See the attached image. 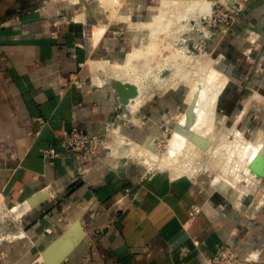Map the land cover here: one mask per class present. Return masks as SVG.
Listing matches in <instances>:
<instances>
[{
	"label": "crops",
	"instance_id": "1",
	"mask_svg": "<svg viewBox=\"0 0 264 264\" xmlns=\"http://www.w3.org/2000/svg\"><path fill=\"white\" fill-rule=\"evenodd\" d=\"M59 2L0 0V199L19 217L16 230L0 236V264H39L76 219L86 236L61 264H209L224 246L240 264H264V191L262 201L236 203L240 190L211 192L189 172L117 157L99 161L85 179L75 176L60 134L73 126L96 133L119 118L114 89L89 84L86 66L122 56L128 40L121 22L72 16ZM132 2L143 7L132 18H149L151 0ZM224 36L216 46L225 44L222 57L235 73L219 96L220 110L264 128V0H249ZM177 98L140 107L142 124L152 121L143 141L158 126L160 104L172 110ZM126 125L119 130L138 138L141 127ZM49 146L59 153L52 163L43 155ZM46 192L36 206L29 202Z\"/></svg>",
	"mask_w": 264,
	"mask_h": 264
},
{
	"label": "rangeland",
	"instance_id": "2",
	"mask_svg": "<svg viewBox=\"0 0 264 264\" xmlns=\"http://www.w3.org/2000/svg\"><path fill=\"white\" fill-rule=\"evenodd\" d=\"M219 1L220 0H151V7L145 9L150 11L149 18L146 20H137L134 16V18H132V12L142 11L143 7H138V3H130V0H120V2L114 0H60L59 3L71 6L72 12L69 15L72 16L81 12H86L87 14L98 15L97 17H100V15L105 18L109 17L108 20L113 22H121V27L124 28V34H126V39L128 40V46L124 54L120 57H104L103 59H107L108 63H119V65L125 63L126 60L124 61V59L127 53L135 47H138V49L142 48L145 51L143 56L135 58L133 63H136V65L122 68L119 74H115V76L112 75L109 77V75L105 73L108 76L104 74L101 78L102 83L104 82V85L102 86L108 85L111 91L114 89V94L119 101V118L117 117L118 121L116 120L115 123L116 130L120 131V126H124L125 124L131 128L133 126L141 127V134L138 135V138L132 136V138L128 137L124 132L122 133L125 136L122 135L121 132L118 133L120 137H123V139H121L122 144H125L123 147L117 148V150H119L118 158L135 161L139 164H143L150 170L173 167L180 171L189 172L192 174L196 184L206 188V190H210L211 192L216 191L218 193L219 189L221 190L219 181H223L219 179H223L224 176H227L226 178L234 181L233 179L237 176L236 174L239 173L236 177L238 178L236 179L238 181L236 185L237 189H235L240 190V195L236 203L239 200L242 201L243 198L248 200L256 198L257 201H262L263 197H261V195L264 191V175L259 174L253 168V165L257 160V156L260 154V152H255L256 148L264 145V128L252 124L251 122L249 123V118H247L248 120L244 119V115L230 118L229 116H226L225 112L220 110L219 96L226 85L227 79L235 73L232 67L233 65L230 64L229 59L222 57V47H225V44L223 45V43H219L216 46V41H218L219 36H223L224 40H226V36H224L225 33L222 31L225 27L226 20L222 17H211L210 15L211 18L208 17L205 19L203 21V26L208 32V35H203L200 31L197 33L199 36L197 41L193 43V40L189 44L190 54L193 55V59H209L211 62L210 65L212 69L208 72L206 71V74H204V77L206 75V80L203 83L207 86L206 91L210 94L220 90L217 98L215 97L213 100H216L214 103L216 105L212 104L210 106L205 115L200 121H198L199 123H197V127L195 126L196 128L194 127L195 129L192 131V134H197L203 138L210 139L211 144L207 148H202L188 138L186 148L179 152H175L173 158L171 150L168 149L169 144L176 133L174 129L175 125L178 124L183 115V104L191 98V95L193 96L196 87L199 84V79H197L196 76V71L198 70L197 63L193 59H191L187 65L189 81L185 83H179L177 81L180 75L175 66L170 65L168 69L158 72L157 68L159 67V64L164 62V58L170 56L171 51H176L175 48H179L175 46L172 49L169 46L171 41L170 39H167L169 37L166 36V31L169 29V26L171 27L170 29L174 28L172 25L176 22V15L182 13L186 9L193 8L194 10H197L199 8H204L210 10V7L213 6V9L216 10V12L224 11L225 7L221 5ZM127 15L130 17H127ZM155 16L156 18L160 16L162 19L160 20L159 18L160 21L158 20V22L148 26L138 23L146 21V24H148L147 22L152 20V17ZM236 22L231 25L230 29H228V33L233 31ZM99 28L104 29L102 26ZM156 41H158L157 45L154 43ZM174 53L177 54L178 52L176 51ZM243 56L244 55H242V57ZM101 59L102 58H94V60L98 61H101ZM171 62L172 61H170V63ZM246 64L247 63H245V65ZM181 69L182 71L185 70V68ZM86 70L89 77L87 82L90 84L92 83V71L89 64L86 66ZM103 71H105L104 68L98 66L96 73L100 77V75L103 74ZM111 78H116V82ZM122 78L124 80H122ZM118 79L121 80L122 85L130 84L129 81L138 84V90L132 95L133 98L139 96L138 99H141L139 103L135 102L136 104H134V106H130L129 102H127L129 101V98H127L128 100L124 98L121 100L120 95L117 92L120 84L117 83L119 81ZM172 94L178 96L177 99L179 102L172 110H169L168 107L161 106L160 104L159 110H161L162 114H157L158 117L155 120L157 121L158 126L155 129L152 140L149 142L150 147H148L144 144L143 133L152 121L150 120L146 122L147 124H142V120L138 113L139 109L144 103L148 104L155 100L158 101ZM129 106L133 108H130ZM254 118L256 121L258 120L257 117L254 116ZM247 145L250 146L249 149H247ZM233 149L236 150L233 151ZM246 150L247 156H244ZM232 152H235L236 155ZM167 159H171L172 161H168ZM240 159L242 162H245L242 163ZM240 164H242V167H240ZM246 167L257 173L256 178H249V176L246 175ZM229 188L230 190H235L231 187ZM222 196L223 200H228L227 196ZM22 209L23 208H19L15 210V212L21 214ZM4 211L8 214V211L5 209ZM10 212L8 214L10 219L8 217L6 218V216H2V213L0 212V236H5L7 233H10V231L8 232L10 228H16L14 227L15 222L19 217H17L15 213Z\"/></svg>",
	"mask_w": 264,
	"mask_h": 264
},
{
	"label": "bare ground",
	"instance_id": "3",
	"mask_svg": "<svg viewBox=\"0 0 264 264\" xmlns=\"http://www.w3.org/2000/svg\"><path fill=\"white\" fill-rule=\"evenodd\" d=\"M161 3H163V2H161ZM162 7H163V5H162ZM212 12H213V6L210 7V10H207V9H204V8H202V9L199 8L197 10H194L193 8H189V9H186L185 11H183L182 13L176 15V18H175L176 22L174 23V25H172V27L174 26V28L170 29L171 27L169 26V29L166 31V36L169 37L167 39H170V41H171V44H169V46L172 49L175 46L176 47H179V48H175V50L178 53L176 54V53H174L176 51H171L170 52L171 53L170 56L165 57L164 58V62H162L161 64H159V67L157 68L158 69V72H160V71L162 72L165 69H168L170 65L171 66H175L177 68V71H178L179 75H180L179 76V79L177 81L179 83H185V82L189 81V71H187V67H188L187 65L191 61V59H193V55L190 54L189 44L193 40H194L193 43L195 41H197V39L199 37L197 35V33L200 32V31L202 32L203 35H208V32L206 31V29L203 26V21L205 19H207L208 17H210V15L212 14ZM127 17H129V15H127ZM159 18H160V20L162 19V17H160V16L158 18H156V16L155 17H152V20H150L149 22H147L148 24H146V21H142V22H138V23H140L142 25H147L148 26L150 24H154V23L158 22ZM103 30L104 29L99 28V27L95 30V38H96V40L99 38V36L103 32ZM154 43H156V45H157L158 44V41H156ZM144 54H145L144 49H142V48L141 49H138V47H135V49L133 51H131V52H129L127 54L126 59H125L126 60L125 63L120 64V65L108 63L107 59H101V61H98V60L97 61H95V60L92 61L90 63V69L92 71V86L93 87H99V86L104 85L103 84L104 82L102 83V79H101L102 78V75H104L106 73V74L109 75V77H111L112 75L115 76V74L116 75L119 74V72H120V70L122 68H125V67H128V66H131L132 67V66L136 65V63H133L135 61V58L140 57V56H143ZM193 60H195L196 63H197L198 70L196 71L197 72L196 73V76H197V79H199V84L197 85L196 90H195L193 96L191 95L190 96L191 98H189L188 101L184 102V104H183L184 111H183V115L181 116V118H180V120L178 122V128L179 129L174 134V137H173L171 143L169 144V148H168L172 152L171 153L172 158L174 157L175 152H179V151L184 150L186 148L187 142H188V138H190L192 140L191 135H193L192 134L193 129H195L197 127V123H199L198 121H200V119L205 115L206 111L210 108V106L212 104L213 105H216V104H214L216 102V100L215 101H213V100L215 99V97L217 98V96H218V94L220 92V90H219V91H216L214 93H210L209 94L206 91L207 86H205V84L203 83L206 80V78H205L206 75L204 77V74H206V71L208 72L209 70L212 69L211 68V65H210V63H211L210 60L209 59H198V58L197 59L195 58ZM170 61H172V62L170 63ZM106 63H108L109 65L106 64ZM98 66H101L105 70V71H103V74L100 75V77L96 73L97 70H98ZM181 68H185V70L182 71ZM199 68H200V71H199ZM108 75H106V76H108ZM106 78H108V77H106ZM116 78H117V76H116ZM111 79H113V78H111ZM115 79H113V81ZM116 80H115V82H116ZM122 80H124V79L122 78ZM103 81H104V79H103ZM126 81H128V80H126ZM129 82H130V84H128V85H122L121 80H119L117 83L118 84L120 83V84H119V89H117V91L120 90V87H121V89L123 88L124 90H122V91L124 92V94L122 95V93H120V97H122V98H124L126 100H128L127 98H129V101H127V102H129V105L130 106L131 105L134 106V104L139 103L141 101V99H138L139 96L138 97L135 96V98H133V95H132V94L135 93V91L138 90V86H137L138 84L132 83L133 81H129ZM130 108H133V107H130ZM115 123L116 122H114V126L116 127V124ZM154 132H155V130H154ZM152 138H153V135L151 137H149L146 142L144 141V144H146L148 147H150L149 146V142H150V140H152ZM206 139H208V138H206ZM208 140H210V139H208ZM194 143H196V142H194ZM258 145H256V146H258ZM249 147L250 146H248V148L247 147L246 148L249 149ZM263 148H264V145H261L259 148H256V151H255L256 153L257 152H260V154L257 156V160H256L255 164L253 165V168L259 174H263L264 173V154H263ZM235 150L236 149H233V151H235ZM118 151L119 150L116 149L115 150V153H118ZM232 153L235 154V152H232ZM246 153H247V150H246L244 156H247ZM230 159H231V157H230ZM167 160L168 161L169 160L172 161L171 159H167ZM240 161H241V159H240ZM243 162H245V161H243ZM229 164H232V163H229ZM240 167H242V164H240ZM240 167H239V169H240ZM230 168H231V166H230ZM257 168H261L262 171L259 172L257 170ZM236 169H238V168H236ZM245 169H246V173H247L246 175L249 176V178L250 177L256 178L257 173L254 170H251L248 167H246ZM224 171H228V170H224ZM238 174H236V175L238 176ZM237 176H235V178L233 179L234 181H231L230 179L226 178L227 176L226 177L224 176L223 179H219L218 178L219 180H223L222 182L219 181V184L221 185V190L222 191H224V190L227 191L229 189V187H231L232 189H235V188L237 189V187H236L237 181H238V180H236V179H238V178H236ZM40 194H42V193H40ZM231 195H234V193L231 194ZM41 197H43V196H41ZM4 207H5V205L1 202V199H0V212L2 213V216H7L11 210H6V211H8V214H7L4 211ZM24 211H25V209H22L21 210V213L24 212ZM10 213H12V211ZM71 234L72 233H70L69 235L71 236Z\"/></svg>",
	"mask_w": 264,
	"mask_h": 264
},
{
	"label": "built area",
	"instance_id": "4",
	"mask_svg": "<svg viewBox=\"0 0 264 264\" xmlns=\"http://www.w3.org/2000/svg\"><path fill=\"white\" fill-rule=\"evenodd\" d=\"M248 1L220 0L219 2L225 7V10L216 12L213 9L211 17H222L226 20L225 27L222 30L225 35L228 33L227 31H229L228 29L231 28V25L240 18ZM115 128L114 122H110L106 124L103 131L89 134L79 127L73 126L60 134L59 137L62 145L75 162V176L77 178L85 179L86 176L99 167L98 162L106 159V157H119V152L115 153V150L118 147H123L125 144H122L121 139L123 137H120L118 133L124 134ZM43 155L49 163H52L59 156V153L55 147L49 146L43 150ZM4 209L9 210L6 206ZM7 217L10 219L9 215ZM239 262L237 254L229 247L224 246L209 264H240Z\"/></svg>",
	"mask_w": 264,
	"mask_h": 264
},
{
	"label": "water",
	"instance_id": "5",
	"mask_svg": "<svg viewBox=\"0 0 264 264\" xmlns=\"http://www.w3.org/2000/svg\"><path fill=\"white\" fill-rule=\"evenodd\" d=\"M123 88L118 90V94L124 92ZM121 100H123L122 97H120ZM176 130H178V126H175ZM154 130L146 135L145 142L148 140L149 137H151L154 133ZM191 138L194 142H196L199 146L202 148H207L211 141L203 138L197 134L191 135ZM263 154H264V148H263ZM257 170L260 172L262 171L261 168H257ZM264 175V173H263ZM39 193V192H38ZM36 193L33 195L29 202L32 203L33 206H36L39 204L47 195L46 192L43 194V197L40 198V195ZM70 233L71 236L69 235ZM86 236V231L82 225V222L80 219H76L58 238L54 240L43 252V260L39 264H61L72 252V250L83 240V238Z\"/></svg>",
	"mask_w": 264,
	"mask_h": 264
}]
</instances>
